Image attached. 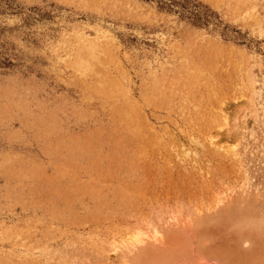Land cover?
<instances>
[{
    "label": "rangeland",
    "instance_id": "374dc122",
    "mask_svg": "<svg viewBox=\"0 0 264 264\" xmlns=\"http://www.w3.org/2000/svg\"><path fill=\"white\" fill-rule=\"evenodd\" d=\"M0 264H264V0H0Z\"/></svg>",
    "mask_w": 264,
    "mask_h": 264
},
{
    "label": "bare ground",
    "instance_id": "6f19581e",
    "mask_svg": "<svg viewBox=\"0 0 264 264\" xmlns=\"http://www.w3.org/2000/svg\"><path fill=\"white\" fill-rule=\"evenodd\" d=\"M88 45H89L88 46L89 47V50L88 51H90V52L95 51L96 48L99 46L98 43L97 42H94V41H90ZM86 46H87V44H86ZM220 147L224 148L226 150V152L232 151L234 153V155L237 154L235 152V145L234 146H226V147L220 146ZM141 236H142V233L140 231L133 232L132 234L129 235V237L127 238V240L125 241V243L123 245L125 247H127V248L130 249L131 247H134L136 245V243H138V242L141 241ZM116 250H118V249H116Z\"/></svg>",
    "mask_w": 264,
    "mask_h": 264
}]
</instances>
